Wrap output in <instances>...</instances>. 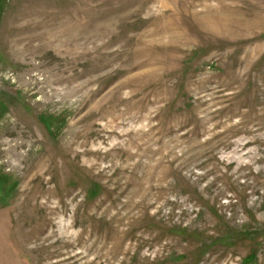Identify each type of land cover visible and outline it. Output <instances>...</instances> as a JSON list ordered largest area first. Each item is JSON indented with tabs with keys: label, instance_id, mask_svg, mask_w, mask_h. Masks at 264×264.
<instances>
[{
	"label": "rangeland",
	"instance_id": "rangeland-1",
	"mask_svg": "<svg viewBox=\"0 0 264 264\" xmlns=\"http://www.w3.org/2000/svg\"><path fill=\"white\" fill-rule=\"evenodd\" d=\"M0 264H264V0H0Z\"/></svg>",
	"mask_w": 264,
	"mask_h": 264
}]
</instances>
